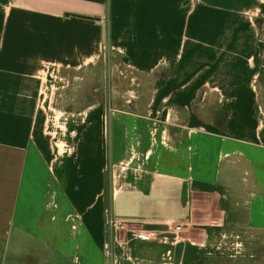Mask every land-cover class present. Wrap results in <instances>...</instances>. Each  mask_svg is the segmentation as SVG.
Segmentation results:
<instances>
[{
	"label": "crops",
	"instance_id": "0c3cea01",
	"mask_svg": "<svg viewBox=\"0 0 264 264\" xmlns=\"http://www.w3.org/2000/svg\"><path fill=\"white\" fill-rule=\"evenodd\" d=\"M0 264H264V0H0Z\"/></svg>",
	"mask_w": 264,
	"mask_h": 264
},
{
	"label": "rangeland",
	"instance_id": "374dc122",
	"mask_svg": "<svg viewBox=\"0 0 264 264\" xmlns=\"http://www.w3.org/2000/svg\"><path fill=\"white\" fill-rule=\"evenodd\" d=\"M96 74L81 80H73L66 89L61 90L57 95V105L60 107L72 106V103H84L96 100H110L116 93V99H127L129 92L135 90L139 84L140 77L128 71L122 64L117 54L111 53L106 62L95 68ZM101 70V72H100ZM114 73V74H113ZM105 74V75H104ZM117 75V76H116ZM111 93V94H110ZM66 108V107H65Z\"/></svg>",
	"mask_w": 264,
	"mask_h": 264
},
{
	"label": "built area",
	"instance_id": "2783aa9c",
	"mask_svg": "<svg viewBox=\"0 0 264 264\" xmlns=\"http://www.w3.org/2000/svg\"><path fill=\"white\" fill-rule=\"evenodd\" d=\"M45 95V94H44ZM133 159H130L129 162L122 164V168L125 169L130 163H132ZM128 224L127 220L117 218L112 214H109L106 219V225L108 230L111 233H115L121 231L126 228ZM183 229L182 226H169L166 229H158L154 228L150 225L148 221H143L140 223V227L136 232V235L139 239L145 241H171L172 235L175 232H180ZM106 248L110 251L111 243L110 241L105 243Z\"/></svg>",
	"mask_w": 264,
	"mask_h": 264
}]
</instances>
